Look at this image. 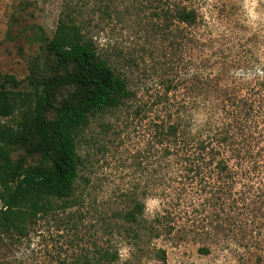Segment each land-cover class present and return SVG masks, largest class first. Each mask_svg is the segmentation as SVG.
Segmentation results:
<instances>
[{"label": "rangeland", "instance_id": "obj_1", "mask_svg": "<svg viewBox=\"0 0 264 264\" xmlns=\"http://www.w3.org/2000/svg\"><path fill=\"white\" fill-rule=\"evenodd\" d=\"M136 1L0 0V87L4 76H13L31 96L29 80L75 71L48 47L66 11L100 52L109 53L137 95L119 111L91 118L79 143L83 165L71 208L63 210L56 200L59 209L29 219L23 234L0 232V264H109L98 259L105 249L118 254L113 264H264V0H195L190 7L198 12L197 25H180L175 34L158 31L163 22ZM167 88L173 111L184 104L198 126L216 124L213 132L230 136L226 173L235 181L222 184L245 194L244 208L234 209L237 194L217 201L195 193L209 181L195 190L175 183L167 193L153 187L160 163L148 157L150 125L166 113L159 112L163 104L145 120L134 111ZM77 92L72 84L52 92L44 114L51 125ZM21 120L16 112L3 123L15 130ZM37 145L32 137L0 142L25 170L50 165ZM128 194L144 202L146 229L110 233L103 218L126 210Z\"/></svg>", "mask_w": 264, "mask_h": 264}, {"label": "trees", "instance_id": "obj_2", "mask_svg": "<svg viewBox=\"0 0 264 264\" xmlns=\"http://www.w3.org/2000/svg\"><path fill=\"white\" fill-rule=\"evenodd\" d=\"M194 1L139 0L134 6L151 7L154 18L163 22L157 23L156 29L175 34L180 25H197L198 12L190 7ZM48 47L60 64L74 65L75 71L53 80H29L34 88L31 96L20 90L22 81L13 76H4L0 87V142L10 145L32 137L38 143L36 150L50 163L47 167L25 170L21 162H12L5 147L0 146V232L7 235L23 234L29 219L59 209L56 200L63 201V210L71 208L83 165L79 155L83 130L91 118L119 111L137 97L129 89L127 79L117 73L109 53L98 50L71 13L62 12ZM71 84L77 86L78 92L63 101L51 125L44 115L50 95L57 88ZM169 91L167 88L153 104L140 105L134 111L136 119L145 120L149 112L163 104L159 112L166 113L161 121H152L150 125L153 136L148 157H154L155 163L159 158L160 163V167L153 170V187H161L165 193L168 187L177 183L195 190L202 182L209 181L195 193L211 194L212 198L217 196V201L224 195L234 197L237 194L240 197L233 199L234 209L244 208L248 200L245 194H233L231 186L225 187V179L235 181L234 174L226 173L229 170L230 136L213 132L216 124L208 130L206 126H198L184 104L173 111L175 106L170 103ZM16 112L22 114V120L14 130L3 120L13 117ZM164 169L168 174L163 177L161 170ZM167 175L169 182L165 179ZM164 193H156V196L163 197ZM127 198L129 206L126 210L103 218L105 229L110 233L123 229L128 232L133 227L146 229L144 202L134 200L129 194ZM98 255L99 261L109 264L119 260L117 253L107 249L99 250Z\"/></svg>", "mask_w": 264, "mask_h": 264}]
</instances>
